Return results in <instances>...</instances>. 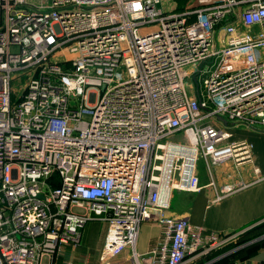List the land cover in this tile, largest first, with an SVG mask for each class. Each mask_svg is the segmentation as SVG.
I'll use <instances>...</instances> for the list:
<instances>
[{"label":"built area","instance_id":"1","mask_svg":"<svg viewBox=\"0 0 264 264\" xmlns=\"http://www.w3.org/2000/svg\"><path fill=\"white\" fill-rule=\"evenodd\" d=\"M234 124L264 130V0H0V264H52L90 219L106 223L100 263L231 246L242 231L166 210L174 190L200 188L199 161L210 185L211 166L253 161ZM146 221L161 234L140 254Z\"/></svg>","mask_w":264,"mask_h":264},{"label":"crops","instance_id":"2","mask_svg":"<svg viewBox=\"0 0 264 264\" xmlns=\"http://www.w3.org/2000/svg\"><path fill=\"white\" fill-rule=\"evenodd\" d=\"M229 130L233 140L246 139L253 144V161L238 168L233 167L232 162L214 165V184H209L208 173L198 175L200 188L195 192L174 190L166 214L186 217L205 232L243 233L229 248L214 250L187 264H264V130L240 124L230 126ZM240 180L248 184L214 200L216 194L222 193L224 185L236 186ZM73 207L78 206L72 205L70 209ZM78 208L85 210L74 212L88 213L86 205ZM105 233V222L88 220L80 229L79 244L64 245L52 258V264H132L130 248H125L107 263L99 262ZM160 234L159 223H142L136 252L145 253L159 240ZM44 258L49 261V257Z\"/></svg>","mask_w":264,"mask_h":264},{"label":"rangeland","instance_id":"3","mask_svg":"<svg viewBox=\"0 0 264 264\" xmlns=\"http://www.w3.org/2000/svg\"><path fill=\"white\" fill-rule=\"evenodd\" d=\"M34 1H37L38 3H41V2H49V0H34ZM191 0H175V2L178 4V6H183L185 4H188ZM257 30V28H255ZM20 82H24V76H22V78L20 80H15V83H13V88H15L16 90L14 91L16 93V95H18L20 92H21V85H20ZM209 122H211L212 124H215V125H218L214 120H210ZM232 126V125H228V128ZM176 139L178 140H181L183 138L182 134H178L175 136ZM211 169H212V172H215L214 170V167L211 166ZM206 175L208 173L207 171V166L205 165V163L203 161H199V164H198V175ZM73 211H83L85 210V208H78V207H73L72 208ZM48 261L45 260V258L43 257L42 260H41V264H47Z\"/></svg>","mask_w":264,"mask_h":264},{"label":"water","instance_id":"4","mask_svg":"<svg viewBox=\"0 0 264 264\" xmlns=\"http://www.w3.org/2000/svg\"><path fill=\"white\" fill-rule=\"evenodd\" d=\"M218 119H219L221 122H223L224 125H227V121H226L225 118H223V117H218Z\"/></svg>","mask_w":264,"mask_h":264},{"label":"trees","instance_id":"5","mask_svg":"<svg viewBox=\"0 0 264 264\" xmlns=\"http://www.w3.org/2000/svg\"><path fill=\"white\" fill-rule=\"evenodd\" d=\"M52 183H53V185H58V180L55 181V178H54V180L52 181ZM227 248H229V247H227Z\"/></svg>","mask_w":264,"mask_h":264},{"label":"bare ground","instance_id":"6","mask_svg":"<svg viewBox=\"0 0 264 264\" xmlns=\"http://www.w3.org/2000/svg\"><path fill=\"white\" fill-rule=\"evenodd\" d=\"M167 169H168V168H166V170H165V171H166V173H167Z\"/></svg>","mask_w":264,"mask_h":264}]
</instances>
